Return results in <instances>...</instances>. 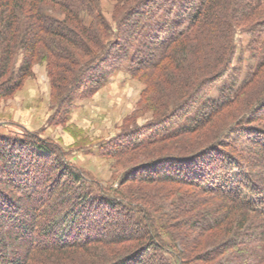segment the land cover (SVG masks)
I'll list each match as a JSON object with an SVG mask.
<instances>
[{
  "label": "trees",
  "instance_id": "trees-1",
  "mask_svg": "<svg viewBox=\"0 0 264 264\" xmlns=\"http://www.w3.org/2000/svg\"><path fill=\"white\" fill-rule=\"evenodd\" d=\"M122 2L112 26L101 0H0V98L42 59L64 70L60 80L70 81L68 71L94 89L125 63L132 77L163 64L171 71L161 81L183 90L151 121L100 147L106 157L144 150L114 195L85 186L88 176L56 144L0 133V264H89L81 249L106 256L99 244L119 249L101 264H264V90L248 96L243 113L236 106L264 71V0ZM240 27L250 32V61L241 54L232 66ZM224 77L212 96L208 88ZM79 93L62 97L66 113ZM225 114L231 122L220 131ZM128 181L180 196L171 205L176 221L127 193Z\"/></svg>",
  "mask_w": 264,
  "mask_h": 264
},
{
  "label": "rangeland",
  "instance_id": "rangeland-1",
  "mask_svg": "<svg viewBox=\"0 0 264 264\" xmlns=\"http://www.w3.org/2000/svg\"><path fill=\"white\" fill-rule=\"evenodd\" d=\"M121 2L122 0H101L100 7L103 15L112 26L116 25L115 17L119 10L123 8V2L122 4ZM54 15L62 17V15L56 13ZM83 16L85 23L90 24L92 17L85 13ZM250 37L247 28L240 27L237 30V52L232 66H237L241 54L245 57V64L250 61L249 51L246 49ZM16 59L15 69L19 66L21 57L18 56ZM154 71L151 70L148 75L145 73V75L140 74L137 77H132L126 70L125 63L122 67L118 66L116 68L104 85L94 89L95 86L89 85V81L72 82L73 74L71 75V72L68 71L66 74L70 77V81L60 80L59 77L55 76L56 72L61 74L64 70L54 66L51 67L46 59H42L34 65L33 75L26 78L14 93L0 98V133L25 137V134L31 132L56 144L60 148L59 154L69 165L75 167L74 170L81 171L88 176V179L90 176L96 182L91 183L87 179L85 186L91 187V190H95L94 192L97 191V188H103L109 194L114 195V191L120 187V182H124V176H127L126 174L129 173L130 168L138 164L139 160H144L143 157H140L144 150L137 152V154L132 152L122 156L106 157L99 152L100 147L110 140L121 138V136L134 129L136 125L151 121L157 116L156 110L159 106L161 108L165 103L168 105L167 103L171 104L177 101L178 93L183 91L179 84L173 87L174 85L170 84V78L165 81L166 83L161 81L162 76L170 74L171 69L169 67L166 68L162 64L160 69ZM225 79L226 77L208 88L212 96L218 95V89ZM186 83L188 82H184L182 87ZM163 84L169 89L167 97L161 95L160 90H163L161 89ZM148 85L149 90L146 91ZM263 90L264 71L243 94L240 104H236L237 108L241 109L239 113L244 112L248 96L256 95V93L258 96ZM77 91H80V93L76 94L78 97L75 99L73 107L71 109L67 108L66 113L62 108L64 103L61 99L65 93H75ZM160 99L161 104L158 102ZM239 105H242L243 109L239 108ZM228 112L230 114L231 111L228 110ZM226 114L220 120V123L218 122L216 125V128L220 131L223 130L225 121H229ZM216 121L217 118L212 123ZM196 134H193V138L197 136ZM190 137L192 136H184L176 142L189 143ZM235 137L236 135L231 138ZM53 159H50V161ZM67 179L64 178L63 182L71 183ZM140 186L136 182L128 181L125 183L124 189L136 199L144 198L145 201H150L151 205H155L159 212L164 211L166 215L163 216L167 218L166 221H176L174 219L176 216L173 215L172 210L177 207L171 205H173L172 203H180V200H178L180 196L178 197L175 194L165 197L167 194H165V191L167 190L158 185ZM164 207L165 210H160ZM121 219L115 221V223L119 224L123 221V218ZM179 230L172 229L171 232L181 233ZM186 241L189 244L191 242L192 246L195 245L193 244L195 240ZM99 247L100 250H105L106 256L109 257L119 250L114 245L105 247L99 244ZM233 248H236V250L241 249L238 247ZM98 251L89 255L86 254L85 249H81V263L83 261V263L101 264L106 256L100 254V252L98 253ZM193 255H196V253H193ZM192 263L201 264L196 263V261Z\"/></svg>",
  "mask_w": 264,
  "mask_h": 264
}]
</instances>
